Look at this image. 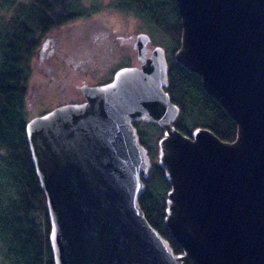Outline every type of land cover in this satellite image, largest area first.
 I'll return each mask as SVG.
<instances>
[{
  "label": "water",
  "instance_id": "1",
  "mask_svg": "<svg viewBox=\"0 0 264 264\" xmlns=\"http://www.w3.org/2000/svg\"><path fill=\"white\" fill-rule=\"evenodd\" d=\"M175 2L174 59L232 117L235 138L174 127L164 48L137 32L138 64L24 124L54 264H264V0ZM138 120L163 129L157 163L170 184L164 222L176 253L137 201L150 165Z\"/></svg>",
  "mask_w": 264,
  "mask_h": 264
},
{
  "label": "trees",
  "instance_id": "2",
  "mask_svg": "<svg viewBox=\"0 0 264 264\" xmlns=\"http://www.w3.org/2000/svg\"><path fill=\"white\" fill-rule=\"evenodd\" d=\"M2 1L13 12L7 19L0 18V264H54L45 196L25 138V99L31 62L43 35L85 14V7L83 0ZM113 5L132 13L148 29L155 28L168 39L164 49V90L179 108L174 127L189 134L193 127L203 126L222 140H233L236 124L232 117L206 92L199 75L174 59L181 37L175 0H114ZM137 122L133 124L138 140L150 161L146 177H141L144 188L137 201L146 220L176 253L181 246L164 222L170 184L157 163V140L163 129L155 122L145 121L157 130L153 145L145 130L135 125Z\"/></svg>",
  "mask_w": 264,
  "mask_h": 264
},
{
  "label": "rangeland",
  "instance_id": "3",
  "mask_svg": "<svg viewBox=\"0 0 264 264\" xmlns=\"http://www.w3.org/2000/svg\"><path fill=\"white\" fill-rule=\"evenodd\" d=\"M83 2L85 14L47 33H52L50 38L56 45L54 51H49L50 45L46 43L43 48L38 46L33 56L25 99L28 118L71 98H81L80 86L103 79L107 72L138 64L133 47L137 32L149 33L148 47L160 45L167 48L168 39L164 35L151 26L148 29L127 10L116 8L114 0ZM12 12L6 1L0 0V18L7 19ZM82 44L89 46L90 51L87 48L79 50ZM135 125L145 130L149 142L154 145L155 127L143 120H138Z\"/></svg>",
  "mask_w": 264,
  "mask_h": 264
},
{
  "label": "flooded vegetation",
  "instance_id": "4",
  "mask_svg": "<svg viewBox=\"0 0 264 264\" xmlns=\"http://www.w3.org/2000/svg\"><path fill=\"white\" fill-rule=\"evenodd\" d=\"M51 31H52V30H51ZM47 33H50V32L48 31ZM47 33H45V34L43 35V40L41 41L39 47L43 48L44 45L47 43L48 45H50L49 51H52V52H53L54 49L56 48V45H55V43H54V39H51V38H50V37H52V36H50L52 33H51V34H47ZM84 45H85V44H84ZM82 48H87V49L90 51V47H89V46L85 47V46H83V44H82V46H79V50L82 49ZM78 53H79V51L77 52V54H78ZM116 69H117V68H116ZM116 69L112 70L111 73L107 72V74H105V73L103 72V75L105 74V77H104L103 79L99 80V81H96V82L93 83V84H83V85H81V86H80V91H81V94H82L81 98H71L70 100H68V101H66V102H80V101L84 100V96H83V93H82V87H83L84 85H95V84H100V83L107 82V81H109V80L112 78V75H113V73H114V71H115ZM61 103H65V101H64V102H61ZM61 103H59V104H61ZM57 105H58V104H57ZM55 106H56V105H55ZM53 107H54V106H53ZM51 108H52V107H51ZM48 109H49V108H48ZM48 109H46V110H48ZM46 110H44V111H46ZM44 111H42V112H44ZM42 112H41V113H42Z\"/></svg>",
  "mask_w": 264,
  "mask_h": 264
}]
</instances>
